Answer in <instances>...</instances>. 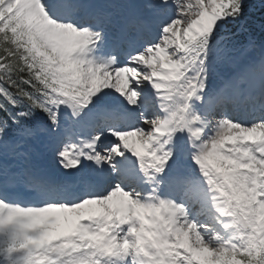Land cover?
Instances as JSON below:
<instances>
[{"label": "snow or ice", "instance_id": "1", "mask_svg": "<svg viewBox=\"0 0 264 264\" xmlns=\"http://www.w3.org/2000/svg\"><path fill=\"white\" fill-rule=\"evenodd\" d=\"M0 264H264V0H0Z\"/></svg>", "mask_w": 264, "mask_h": 264}]
</instances>
